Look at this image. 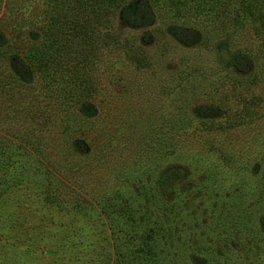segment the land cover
I'll return each mask as SVG.
<instances>
[{
	"label": "rangeland",
	"instance_id": "rangeland-1",
	"mask_svg": "<svg viewBox=\"0 0 264 264\" xmlns=\"http://www.w3.org/2000/svg\"><path fill=\"white\" fill-rule=\"evenodd\" d=\"M178 1L89 22L118 41L70 97V69L46 94L26 67L49 6L0 0V50H22L0 57V264H264V20L243 0ZM237 53L248 65L225 68Z\"/></svg>",
	"mask_w": 264,
	"mask_h": 264
},
{
	"label": "trees",
	"instance_id": "trees-1",
	"mask_svg": "<svg viewBox=\"0 0 264 264\" xmlns=\"http://www.w3.org/2000/svg\"><path fill=\"white\" fill-rule=\"evenodd\" d=\"M43 1L45 4H47V6H49L45 9V18L47 14L48 18L44 20L45 23H43L41 27L38 28L42 39L38 42L30 43L31 46L29 45L28 49L23 52L24 58L26 60V67L32 74L38 75L40 81L42 82L41 86L45 90V93L47 90H49V93H52L54 90L62 91V93L66 91V85L64 82H66L67 79H64L66 75L64 72V67L68 70L70 69L72 75L69 77L70 79L68 80V83L72 85L70 89V93L72 95L70 93H64L70 97L76 93L83 95L85 90L90 91L92 89L91 83L94 82V78L93 75L88 72V68L95 60V52L97 49H99L97 47L99 46L98 44L102 43L105 46L109 43L115 44L118 41L117 35L113 38L106 35L104 37L105 41L102 42H98L97 40L90 38V32L88 31L87 24L92 20L94 23L96 22L101 24L104 17L107 18L109 14H113L116 10L121 12L120 14L122 15V18H129L134 21V19H137L139 15L145 12L144 7H147V3L153 5V3L157 2V0H75L76 3L74 4L71 2V0ZM59 1H61V3H59ZM243 1L248 3L247 6H245V3L243 4L245 13H249L254 18H259V21L264 20V14L261 12V9H264V0H258L257 2L251 3L249 0ZM62 3H64L65 11H67V14L65 13L64 15H61L59 12V9L62 7ZM177 3L186 6V0H179ZM196 9L204 11L205 5H200ZM234 19L236 21H242L241 16L239 15L234 17ZM101 25H103V23ZM84 34L86 35V39L81 41L78 46H75V40H82ZM86 40L87 42L85 44L84 41ZM17 46H20V44ZM16 48L17 47L1 49L0 57L5 56V54L9 57H13L17 55L18 52L22 53V50ZM53 51L56 55L53 53ZM246 55L247 54L239 53L230 54L227 59L222 61V63L225 68H237V65L239 64H241L243 67L248 65L250 62V57ZM139 63L141 62L139 61ZM247 82L248 80L243 81L245 84ZM79 99L80 98H78V100ZM251 100L257 101L258 98L253 97ZM210 125H213V123L211 122ZM225 126L232 127L233 124L227 122L221 127L218 125L220 128H224ZM83 135L84 132H82L81 136ZM79 140L81 142H85L84 137ZM161 203L164 204L163 199L161 200ZM175 203L176 202H174V205ZM168 208L169 212L173 215L177 217L181 216L180 213L174 209L173 202ZM129 210L130 209H128L126 206L122 205L119 206L115 211H119L120 215L127 218L128 222L130 221L131 223L135 224V214L131 213ZM108 211L112 210L108 209ZM107 215L109 216V214ZM255 216H257V214H250L248 218L251 219V223L253 222V225L256 227V231L261 234L263 232V228H261L259 223L258 225L255 224V221L258 220ZM141 220L143 221L144 217ZM164 231L165 229L161 225H159L157 228H152L151 232L148 230L150 233L147 236L149 237L150 241H153V243H151L149 240H143L146 244H143L142 247H144V249L147 247V249L151 248V250H154L156 238L163 235ZM244 252L248 254L246 250H244ZM122 259H124L123 255Z\"/></svg>",
	"mask_w": 264,
	"mask_h": 264
}]
</instances>
